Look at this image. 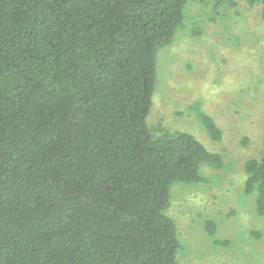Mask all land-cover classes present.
Here are the masks:
<instances>
[{
    "label": "trees",
    "instance_id": "trees-1",
    "mask_svg": "<svg viewBox=\"0 0 264 264\" xmlns=\"http://www.w3.org/2000/svg\"><path fill=\"white\" fill-rule=\"evenodd\" d=\"M190 1L0 0V264H179L173 188L224 165L191 133L147 121L158 52ZM249 1L264 22V0ZM242 188L264 215V133Z\"/></svg>",
    "mask_w": 264,
    "mask_h": 264
},
{
    "label": "rangeland",
    "instance_id": "rangeland-1",
    "mask_svg": "<svg viewBox=\"0 0 264 264\" xmlns=\"http://www.w3.org/2000/svg\"><path fill=\"white\" fill-rule=\"evenodd\" d=\"M234 2V5L232 4ZM158 84L148 116L152 132L185 131L224 165L200 167L201 184L176 185L168 214L181 241L179 264H264V215L244 195V164L262 152L264 22L249 0H192L183 29L157 57ZM223 132L215 142L193 106ZM215 224L211 236L205 223ZM216 240L222 243H216Z\"/></svg>",
    "mask_w": 264,
    "mask_h": 264
}]
</instances>
